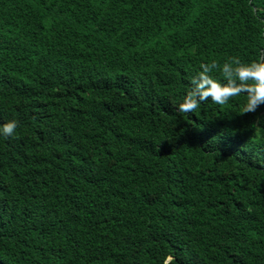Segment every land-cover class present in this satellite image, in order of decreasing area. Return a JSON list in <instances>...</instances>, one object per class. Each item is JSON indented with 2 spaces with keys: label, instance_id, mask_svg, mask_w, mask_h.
I'll return each mask as SVG.
<instances>
[{
  "label": "trees",
  "instance_id": "1",
  "mask_svg": "<svg viewBox=\"0 0 264 264\" xmlns=\"http://www.w3.org/2000/svg\"><path fill=\"white\" fill-rule=\"evenodd\" d=\"M264 58V0H0V264H264V104L177 105Z\"/></svg>",
  "mask_w": 264,
  "mask_h": 264
},
{
  "label": "clouds",
  "instance_id": "2",
  "mask_svg": "<svg viewBox=\"0 0 264 264\" xmlns=\"http://www.w3.org/2000/svg\"><path fill=\"white\" fill-rule=\"evenodd\" d=\"M217 67L216 60L200 64V71L191 78L183 99L177 105L179 112H194L206 101L224 105L229 98L241 94L245 96L242 105L244 112L255 111L264 104V58L242 61L238 57H230L219 68L223 79L213 74ZM16 127L15 119L0 124V137L14 135Z\"/></svg>",
  "mask_w": 264,
  "mask_h": 264
}]
</instances>
